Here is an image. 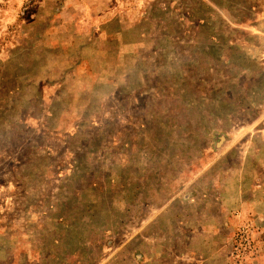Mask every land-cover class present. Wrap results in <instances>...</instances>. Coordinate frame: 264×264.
Listing matches in <instances>:
<instances>
[{
  "label": "rangeland",
  "instance_id": "obj_1",
  "mask_svg": "<svg viewBox=\"0 0 264 264\" xmlns=\"http://www.w3.org/2000/svg\"><path fill=\"white\" fill-rule=\"evenodd\" d=\"M0 264H264V0H0Z\"/></svg>",
  "mask_w": 264,
  "mask_h": 264
}]
</instances>
